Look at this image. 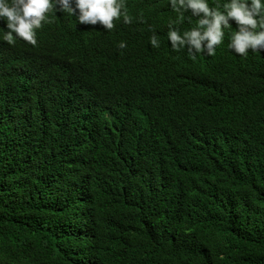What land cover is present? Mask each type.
<instances>
[{
  "label": "trees",
  "instance_id": "obj_1",
  "mask_svg": "<svg viewBox=\"0 0 264 264\" xmlns=\"http://www.w3.org/2000/svg\"><path fill=\"white\" fill-rule=\"evenodd\" d=\"M126 4L111 30L50 12L35 45L0 21V264H264V52L233 26L193 58L167 33L196 18Z\"/></svg>",
  "mask_w": 264,
  "mask_h": 264
},
{
  "label": "clouds",
  "instance_id": "obj_2",
  "mask_svg": "<svg viewBox=\"0 0 264 264\" xmlns=\"http://www.w3.org/2000/svg\"><path fill=\"white\" fill-rule=\"evenodd\" d=\"M170 7L181 21L187 19L191 24L196 18L195 26L183 32L175 26L177 21L169 22L167 38L174 51L186 48L193 58L198 54L215 56L217 46L234 26L228 43L234 54L246 57L249 50L264 52V0H170ZM50 12L67 13L79 24L101 30L133 22L126 0H0V21L6 24L2 39L14 43L22 38L35 45L37 31L50 22ZM149 40L153 47H160L155 32ZM126 46L125 41L119 44L121 49Z\"/></svg>",
  "mask_w": 264,
  "mask_h": 264
}]
</instances>
